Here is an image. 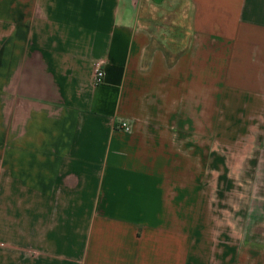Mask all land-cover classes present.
Here are the masks:
<instances>
[{"label":"crops","instance_id":"0c3cea01","mask_svg":"<svg viewBox=\"0 0 264 264\" xmlns=\"http://www.w3.org/2000/svg\"><path fill=\"white\" fill-rule=\"evenodd\" d=\"M0 264H264V0H0Z\"/></svg>","mask_w":264,"mask_h":264},{"label":"rangeland","instance_id":"374dc122","mask_svg":"<svg viewBox=\"0 0 264 264\" xmlns=\"http://www.w3.org/2000/svg\"><path fill=\"white\" fill-rule=\"evenodd\" d=\"M146 18L150 19L148 20L147 30L151 33V43L149 45V51H152L153 49H161L163 50L162 54L165 56V54H168L170 57L174 53H172L177 48H180L181 41L176 43L175 37H179L181 40V30L179 26L177 25V22H174L173 20L169 19L170 16L169 11H166L165 9L155 11L152 8H149L145 11ZM165 50H168L169 52L166 53ZM171 52V53H170ZM212 103V101H208V103ZM212 120V118H211ZM210 123V118H206V124ZM238 150H235L233 148L224 149L222 148V154L225 158L226 165L228 166V175L234 177L238 176L239 179L233 180V188L236 189H245L249 186L246 181H243L240 179V177H245L246 167L245 164L247 161H249V166L251 167L253 160L255 161V157L260 158L262 157V151L261 149H253L252 143L245 142L244 140L238 143ZM243 147V149L241 148ZM239 149H242L241 151ZM236 151L239 153L238 156H236ZM246 156H249L250 159H247ZM241 160L243 159V162L239 166H235V160ZM247 166V165H246ZM250 169V168H249ZM242 175H239L241 174Z\"/></svg>","mask_w":264,"mask_h":264},{"label":"built area","instance_id":"2783aa9c","mask_svg":"<svg viewBox=\"0 0 264 264\" xmlns=\"http://www.w3.org/2000/svg\"><path fill=\"white\" fill-rule=\"evenodd\" d=\"M93 77H94V82L95 84H98L102 81L103 79V70L101 69V67L98 64H94L93 67ZM117 128L121 131H128L129 130V126L127 123L120 121L118 123Z\"/></svg>","mask_w":264,"mask_h":264}]
</instances>
